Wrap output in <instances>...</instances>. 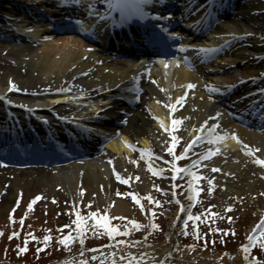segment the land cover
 I'll return each instance as SVG.
<instances>
[{
    "label": "bare ground",
    "instance_id": "1",
    "mask_svg": "<svg viewBox=\"0 0 264 264\" xmlns=\"http://www.w3.org/2000/svg\"><path fill=\"white\" fill-rule=\"evenodd\" d=\"M204 1L147 0L146 4H138L136 0H124V3L118 0H95L94 3L77 0H0V23L12 19L14 29V33L9 32L0 24V52L3 50L12 57L16 68L23 67L26 72L25 76H19L9 69L7 82H0V120H3L0 122H4L11 131L19 126L25 136H38L37 131L41 132L39 139L33 140L38 141L37 154H45L44 146L49 138L59 146L68 142L75 153H98V140L106 149L91 161L77 163V160H72L68 165L54 167L37 176L34 171H25L30 173L28 185L39 190L45 188L48 193H53L59 185L64 194L68 193L70 198L77 200L82 199L80 190L83 189L89 197L95 195L97 205L106 207L110 215H124L131 206L124 200L116 199L114 191L130 187L144 192L147 185L159 176L163 188H174L171 172L162 165L160 152L157 156L155 152L161 151L165 143L173 146L179 141L184 149L188 141L197 135L199 125L206 122L205 128L200 129L204 135H200L187 152L192 165L189 171L201 174L199 181L205 180V177L206 180L211 179L217 195L238 202L242 196L246 206H258V200L255 203L252 197L264 193V165L255 163L257 157L264 159V132L240 128L233 123L232 113L238 108L240 114L256 111L264 118V106H261L264 103V0H244L237 13L225 21L220 17V22L212 26L214 38L207 34L205 39L200 40L199 34H204L208 28L209 21L205 15L212 5L211 0ZM129 8L134 10V16L139 14L137 9L148 15L154 12L155 15L142 16L146 23L153 26H175L178 20L184 22V27L179 28L185 34L183 40L199 45L198 50L204 48L211 51L200 54L199 60L202 61L195 66L194 73L179 66V61L175 60H157L158 64L152 66L149 60H133V53L140 50L138 44H119L113 38H107L104 24L109 18L132 17L128 14ZM113 10L115 15H112ZM173 12L177 13L176 17H172ZM64 16L80 17L86 22L72 26L74 33H56L61 26L60 18ZM27 19L43 23L37 28L34 25L30 27ZM119 23L117 33L113 26L116 34L132 30L135 25L132 20L128 24L120 20ZM214 50L215 55L212 54ZM124 51L129 58L118 56ZM209 56L211 59H208ZM33 74L36 76L34 79L31 77ZM10 79L15 85L13 89L8 88ZM188 83L195 87L187 88ZM35 84L43 88L33 95L20 89V86L33 87ZM139 86L142 94L133 91ZM229 91L239 94L234 96ZM72 94L85 100V103L69 101L65 107H77L73 113L77 121L73 126L58 118H54L52 124H45L32 116H54L56 104L68 101ZM180 96L183 100L177 101ZM136 97L139 101L131 109L129 102ZM257 99L258 102L254 103ZM7 100L12 103H7ZM108 104L110 106L107 107ZM168 104L173 107L168 108ZM173 119L179 123L173 125ZM212 124H216L212 130L213 138L227 133L215 144L209 143L207 135ZM166 129H170L172 134L169 135ZM233 132L243 143L232 139ZM88 134L98 136V140ZM3 136L5 139L13 133L0 130V139ZM173 136L178 139L173 140ZM23 142L18 145H27L28 152L34 155L30 151L31 143ZM136 142L147 151H138ZM243 145L256 151L248 154L247 149H240ZM208 148H215L216 151L195 164L194 161ZM53 152L56 150L48 155ZM149 164L153 170L160 169L161 174H153ZM213 168L220 171H213ZM117 174L129 182L117 179ZM18 182H14V190ZM100 187L102 194L98 193ZM8 198L3 197L4 200ZM179 214L177 210L171 214L166 235L169 243L162 248L154 245L128 246L119 253L135 254L139 264H147L148 261L151 264H161L162 261L164 264L170 253L176 256V264H238L237 261L243 258L238 254L235 259L213 261L210 257L206 260L199 258V253L175 245L172 227ZM256 214L259 215V210ZM253 227L251 225V229ZM186 254L194 261L180 258Z\"/></svg>",
    "mask_w": 264,
    "mask_h": 264
},
{
    "label": "rangeland",
    "instance_id": "2",
    "mask_svg": "<svg viewBox=\"0 0 264 264\" xmlns=\"http://www.w3.org/2000/svg\"><path fill=\"white\" fill-rule=\"evenodd\" d=\"M2 51L0 52V82L2 81L3 84L5 80L7 82L9 69L12 70L13 74L15 71L16 75L25 76V68H16L12 57ZM31 77L33 79L36 78L34 74ZM37 85L40 84H35L33 87L31 85L30 87L20 86V89L31 95L43 88L41 85V87H37L38 89L35 88ZM65 107L66 105L57 106L58 116L69 118L68 112H71L72 108L68 109ZM165 144L160 151L162 153L160 161L171 172V165L167 162L172 160L173 155L179 156L183 144L180 141L174 144L171 154L165 151L169 143ZM157 154H159L158 150L155 152L156 156ZM175 164L178 168L183 169L189 164L188 155L177 159ZM42 172L36 171L33 174L37 176ZM29 177L30 173L13 172L0 168V250L4 249V252L0 251V264H79L81 260L85 261L86 264H103L105 261L110 264L113 260L121 264V256L129 260L136 257L135 254L130 256V253L125 251L119 253L125 247L133 248L154 245L160 249L163 245L168 244L169 237L166 236L168 220L175 210L181 209V205L184 211L180 210L179 218L173 227V233L176 236H174V244L197 254L199 253L198 257L206 260L210 259V257H212L211 260L213 261H218L221 258L235 259L242 252L239 246L247 243L246 236L253 229H251V225L258 227L260 215L264 214V193L253 195L252 200L255 203L258 200L256 208L255 206L252 207L251 204L246 206V200L242 196L240 197V202L231 198L225 199L223 196L216 194L217 190L214 187L209 193L208 180L206 179L197 180L192 185V188L199 189V191L193 193L195 196L194 201L189 200L187 182L190 177L188 173L183 171L177 173L174 179V188H163L160 184L162 179L160 176L152 180L144 192L141 190L135 191L130 187L117 188L114 191L117 199L124 200L131 206L126 214L119 216L110 215L106 207L97 205L96 196L92 195L89 197L85 190L83 192L80 190L82 199L77 200L75 197L70 198L68 193L64 194L59 185L54 188L53 193L45 192V188L39 190L38 187L28 185L31 180ZM152 178L154 177L152 176ZM17 180L19 181L16 185L17 189L14 190L13 184ZM212 185L214 186L213 183ZM173 192L176 194V200L180 202L179 204L172 199ZM98 193L102 194L101 187ZM124 193L135 194L139 203L133 200L132 196L123 195ZM5 196L10 198L4 200L3 197ZM37 196H39V199H36ZM149 196L152 198V202L149 201ZM154 201H159L160 203L156 204ZM30 202L32 207L29 209L27 206ZM210 205L212 207H209ZM228 205H232V207L226 210ZM192 209L194 210L193 216L196 217V226L207 236L205 241H200L197 245L194 243L195 240L192 235L185 234L183 237L180 234L177 239L178 233H182L179 224L182 225L184 223L185 216ZM205 210H207V213H205ZM258 210L259 215L256 214ZM89 212H95L97 218L107 213L108 224L118 227L120 230H124L127 225L131 237L126 238L119 235L118 239L111 238L108 246H102L103 237L99 238V234L104 233L105 230L93 222L92 218L87 215ZM213 212L217 215H211ZM77 215L86 217L80 231L77 230L75 223ZM229 216L232 218L230 221L227 219ZM121 217L126 219H121ZM131 220L137 221L140 227L131 228L133 226L130 223ZM190 222L192 223L190 228L193 229V222ZM151 224H156L157 228L148 232V227ZM210 228L212 231H209ZM217 229H228V232L225 234L222 231H217ZM12 233H16V235H12ZM65 234L69 235L68 244L64 245L63 253L57 252L55 247L57 240L62 239ZM45 236L50 237V239L45 241ZM81 238L83 239V244L79 243ZM38 240H42L46 244V250L49 251L51 248L50 254L52 256H47V253L43 254V252H40L39 247H34ZM120 240H125L129 243L119 244L118 241ZM24 241H27L26 253H22L20 248L21 243ZM74 251L78 252L71 257H63L56 261L62 254L69 255L66 253ZM109 253H113V255L110 256ZM188 254L180 256V258L183 259L185 257L188 259ZM244 256L255 257L258 264H263L258 259L264 260V250H261L258 245H251L249 252H242L243 258L237 261L238 264H245ZM92 257H96V259L94 260ZM175 258L176 256L170 253L165 258L164 264H176ZM189 260L194 261L190 258ZM6 261L8 262L6 263ZM133 264H135V260H133ZM147 264H151V261H148Z\"/></svg>",
    "mask_w": 264,
    "mask_h": 264
},
{
    "label": "snow or ice",
    "instance_id": "3",
    "mask_svg": "<svg viewBox=\"0 0 264 264\" xmlns=\"http://www.w3.org/2000/svg\"><path fill=\"white\" fill-rule=\"evenodd\" d=\"M118 2H119V3H124V0H118ZM136 2H137L138 4H146V3H147V0H136ZM121 11H122V12L124 11V8H123V7L121 8ZM137 11L139 12V15H141V16L148 15V13H145V12H143V11L140 10V9H137ZM151 14H152V15H155L154 12L151 13ZM172 35L175 36L176 34L173 33ZM200 51H201V52H206V51H211V50H210V49H204V48H201ZM186 87H187V88H194L195 86H194L192 83H188ZM8 88H9V89H13V88H15V85H14V83L11 81V79L9 80ZM56 91H59V90L57 89ZM5 99H6V98H5ZM182 100H183V96L177 97V101H182ZM6 102H7V103H12V101H10V100H7ZM167 107H168V108H172L173 106H172V104H168ZM216 115L218 116L219 113H217ZM172 123H173V125H176V124L179 123V121L173 119ZM205 123H206V122L201 123V124L199 125V129L197 130V135L193 136L192 139H191L190 141H188V143L184 146V149L179 153V156L173 155L172 160H170V161L167 162V163H169V164L171 165V174H172L173 179L176 178L178 172L183 171V172L188 173V175H189V177H190L189 180H188V182H187V184H188V189H189V196H188V199H189V200H193V201L195 200V196L193 195V193L196 192V191H199V189H194V188H192V185H193L197 180H199L201 174L194 173V172H190L189 169H191V167H192L191 164L185 166L183 169H180V168H178V167L176 166L175 161H176L177 159H179V158L184 157V156L187 154V152L189 151V148H190V146L193 144V142L197 141V140L199 139V136H200V135H204V133H201V132H200V129H204V128H205ZM161 127H164V125L161 124ZM215 128H216V124H212V125L210 126V128H209L208 133H207V135H208V137H209V143H210V144H215V143H217L221 138H223V136H227V133H225V134H222V135H215L214 138H213V135H214V134H213V131H212V130H214ZM166 130L169 131V135L172 134L170 129H166ZM231 137H232L233 140H236V141L239 142V143H243L242 141L239 140V137L237 136V134H236L235 132L231 133ZM177 139H178L177 137L173 136V140H177ZM243 148H244V149H247L248 154H251L252 152L256 151V149H253V148H251V147L248 146V145H243ZM146 151H147V150H145V149H140V152H142V153H144V152H146ZM165 151H167V152L170 153V154L173 152V147H172V144H171V143H169V144L166 146ZM215 151H216L215 148H208V149H206V150H205V151H204V152H203V153H202V154H201V155H200V156L194 161V163H195V164H199L201 160L207 158L208 156H210L211 154H213ZM255 163L260 164V165H264V159H261V158L257 157L256 160H255ZM149 170H150V171H153V174H155V175H160V174H161V170H160V169L157 168V169L153 170V169L151 168L150 164H149ZM212 170H213V171H220V169H217V168H213ZM137 178H138V177H137ZM117 179L121 180V181L124 182V183H128V182H129V181H127V180H124V178L121 177V176H119L118 174H117ZM205 179H207V178L205 177ZM173 187H175V185H173ZM221 187H222V186H221ZM208 191H209V193H211V191H212V180H211V179H208ZM81 192H83V189H81ZM123 195H130V196H132V199H133V200H135L137 203H139V200L137 199V197H136L135 194H133V193H124ZM36 199H39V196H37ZM148 199H149L150 202H152V198H151L150 196L148 197ZM172 199H173L174 201H176V203H178V204L180 203L178 200H176V194H175L174 192H173ZM154 203L159 204L160 202H159V201H154ZM27 207L30 209V208L32 207V203L30 202V203L28 204ZM209 207H212V206L210 205ZM231 207H232V205H228L227 208H226V210H227V209H230ZM180 210H181V211H184L182 205H181V209H180ZM149 211H151V209H149ZM205 213H207V210H205ZM87 215L90 216V217L92 218L93 222H94L97 226H99L100 228H103V229L107 232V235L109 236V239L111 240L113 234L117 232V229H116L115 226H112V225H109V224H108L107 213H105V214L99 216V218H97V214H96L95 212H89ZM198 215H199V214H198ZM211 215L215 216V215H217V214L213 212ZM10 219H11V216H10ZM85 219H86L85 216L77 215L75 223H76V227H77V230H78V231L81 230V226H82V224H83V222H84ZM121 219H126V218L121 217ZM185 219H186V220H187V219H191V220H192V222H193V235H195L196 232H197L196 223H195L196 217H192V216L189 214V215L185 216ZM227 219L230 221L232 218L229 216V217H227ZM130 223H131V225H133L135 228H139V227H140L139 223H138L137 221H135V220H131ZM258 225H259L258 227H255V226H254L253 229H252V231H250V232L247 234V236H246L247 243H245V244H241V245L239 246L243 253H247V252H249L250 246H251V245H254V244H255V245H258V246L261 248V250H264V214H261V215H260V218H259V221H258ZM150 227H151L152 229H155V228H157V225H156V224H151ZM84 230H87V229H84ZM209 231H212V229L210 228ZM217 231H222V232H224L225 234H227L228 229H217ZM123 234H124V235H127V225L125 226V231H124ZM185 234H187V233H185ZM12 235H16V233H12ZM257 237H259V239H257ZM49 239H50V237H48V236H45V237H44V240H45V241H47V240H49ZM68 241H69V235H67V234H65V235L62 237V239L60 240L61 243H65V244H66V242H68ZM26 242H27V241H25V243H26ZM80 243L83 244V239H82V238H81V240H80ZM118 243H119V244H125V243H129V242H128V241H125V240H120V241H118ZM190 247H191V246H190ZM38 250H39V249H38ZM109 255L111 256V255H113V253H109ZM129 255L131 256V254H129ZM92 259L95 260L96 257H92ZM133 260H136V264H139V261H138V259H137L136 257H133L132 260L126 259V258L123 257V256L120 257L121 264H133ZM244 260H245V264H258V262H257V260H256L255 257H251V258H249L248 256H244ZM79 264H86V262L83 261V260H81V261L79 262ZM103 264H109V262L105 261V262H103ZM110 264H117V262H116L115 260H113V261L110 262ZM161 264H163L162 261H161Z\"/></svg>",
    "mask_w": 264,
    "mask_h": 264
}]
</instances>
